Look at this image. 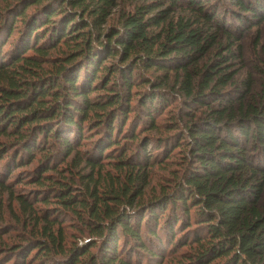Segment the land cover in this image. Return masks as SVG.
I'll list each match as a JSON object with an SVG mask.
<instances>
[{
	"label": "trees",
	"instance_id": "1",
	"mask_svg": "<svg viewBox=\"0 0 264 264\" xmlns=\"http://www.w3.org/2000/svg\"><path fill=\"white\" fill-rule=\"evenodd\" d=\"M119 1L0 0V137L12 140L0 143V163L11 156L0 177V217L17 200L32 219L18 221L36 230L6 264H162L167 252L177 256L186 247L181 264H264V212L255 206L264 191V94L245 112L253 82L226 89L242 58L240 37L264 20V0H229L237 11L223 0H142L122 28H105ZM180 8L195 24L181 20L155 30ZM233 15L238 28L227 27ZM201 27L217 33L209 37ZM222 33L229 44L196 84L189 68ZM52 52L62 56L49 61ZM172 73L174 86L164 89ZM176 104L189 113L207 108L209 117L184 128L174 120L161 126L159 118ZM161 130L172 134H144ZM176 150L188 154L174 189L140 204L149 169ZM37 160L35 185L52 187L35 192L32 202L16 196L8 179ZM105 161L126 170L125 183L100 187L95 175ZM60 164L70 174L79 170L81 190L47 176L62 174ZM244 166L252 169L245 180L237 176ZM51 193L87 243H69L66 220L39 212Z\"/></svg>",
	"mask_w": 264,
	"mask_h": 264
},
{
	"label": "rangeland",
	"instance_id": "2",
	"mask_svg": "<svg viewBox=\"0 0 264 264\" xmlns=\"http://www.w3.org/2000/svg\"><path fill=\"white\" fill-rule=\"evenodd\" d=\"M15 0H9V2L12 4ZM219 2V1H218ZM229 0H223L222 5L228 6L229 9H233L237 11L235 7H232L229 4ZM144 2L142 0H120L118 2L117 7H115L112 11V14L108 20V23L105 28H122L123 22L127 18L128 15L133 14L136 9L143 5ZM33 10L30 9V12ZM249 16V15H248ZM234 18V19H233ZM237 18L233 15V17L229 18L227 21V27H231V23H234L232 26L233 28H238L240 26L237 25ZM183 20L184 23H187L189 20L191 21V24H195L196 18L191 13V11L180 8L176 10L174 13L170 15V17L167 19L165 23H163L158 29H155L159 31L163 27H165V30L169 29V24L171 22H180ZM252 24H256L255 21H251ZM244 24V23H241ZM197 25H195V28ZM242 29L245 28V26L241 25ZM203 30L208 31L207 27H201ZM208 36L215 35L217 33L216 30L208 31ZM218 44H216L213 49L202 59L200 60L196 65L191 66L189 70L193 75H195V82L198 84L201 81V75H199L202 71V69L210 65L213 61L218 60L221 57H218V54L220 55L225 51V47L227 46L228 40L226 36L222 33L219 35ZM18 35L15 36L13 42L17 39ZM240 44L242 47V58L237 57L235 59L237 70V75L233 79L232 85H229L226 89L229 90L233 88L234 85L239 84L246 80H251L253 82L252 84V90L251 93L245 98L243 102V111H247L252 106H259L262 102L263 94H264V20L259 23L258 25H253L251 27H248L246 31L244 32V35L240 37ZM12 41V39H11ZM12 46V45H11ZM10 47H6V51L11 49ZM59 56H62L61 52H52L49 61L55 60L59 58ZM111 62V61H110ZM53 64L46 63L45 65ZM160 73L156 74V76H159ZM183 74H181L182 76ZM199 75V76H198ZM175 82V74L172 73L171 77L167 83V85L164 87V89L170 90L172 86H174ZM178 89V87H177ZM180 106V105H179ZM171 107V109H168L166 113L161 116L158 120L159 124L161 126H168L167 124H170L171 120H174L176 123L177 121H181V127L184 128V125L188 122L192 121H198L201 119H206L209 117V109L202 108L199 109V111H195L192 113H189L187 110L180 109L178 111V104ZM239 109V105L237 104L235 106V112H237ZM238 114V112H237ZM128 130V127L125 131ZM139 131V129H138ZM146 135H149L151 137H160V136H167L172 133H167V130H161L158 131H152L147 132L145 131ZM141 134V138L145 136L143 133ZM12 140L6 139L4 137H0V143H10ZM92 140H89L84 143V147L81 150H86L89 148V145L91 144ZM186 154H188L187 151H181L176 150L174 152V156L171 157L167 162L163 163V159L160 160V163L155 164L149 169V183L147 188L144 190L143 197L138 202L140 204L146 205L149 202H152L154 200L159 199L161 196H163L165 193L168 194L171 192L176 183L177 180L182 176L185 170V165L187 164V159L185 158ZM11 156H8L7 159H5L2 163H0V177H4L5 174H7L6 167L9 163ZM40 159V157H39ZM38 159V160H39ZM38 160L33 163V165L20 168L14 172H12V175H10V178L8 179V183L13 186L14 192L16 196L19 195H25L27 198L32 199V202L34 201V193L38 192L40 193L41 190H47L48 187H52V184L50 182H47V184H44L43 186H36L34 183L35 177L34 174L37 172V163ZM102 169L97 172L95 175V179H98L100 182V187L105 188L110 183H112V180L117 182L125 183L126 179V170L120 171L117 170L113 164H110L109 161H105V163L102 165ZM59 170H62V174H58L55 172L47 173V176H53L55 185L57 184L58 180H63L66 184H75L77 191L81 190L84 187L83 182L79 179L81 176H77L79 174L78 169H73L72 173H68L65 169V165H58ZM250 171H252L251 168L244 166L239 172L238 177L245 180L249 177ZM128 172V171H127ZM89 174V171H84L82 175ZM177 175V176H176ZM75 178V179H74ZM260 178V174L257 173L256 177L250 178L249 182L254 183L257 179ZM22 182V183H21ZM94 186V183L91 185ZM51 195V203L44 204L43 202L39 205H37V208L39 212L43 213L45 211H48L50 213V216H53L54 218H58L59 220H66L64 223V227L66 229L67 235H68V241L69 243L79 244L83 245L87 243L88 235L79 232L77 229L73 228V220H76L71 213H68V211L64 212V210L61 208L60 205H58V202L56 201V198H54V194H48ZM5 201H8V195H5ZM139 204V205H140ZM258 210L264 212V191L261 194L259 202L255 205ZM59 213L57 214V212ZM3 217H0V264H6L7 262L11 261L14 262L15 256L12 253V249L16 247L19 244H25L29 239L32 238V236H35L33 232H36L35 228L32 225H24V223L21 221H18V217L21 218V220H27V224L31 222L26 217H23L20 206L17 200L12 201V209H9L8 202L5 204V208L2 210ZM55 216V217H54ZM147 220V219H145ZM67 224V225H65ZM43 225H40L39 229L42 228ZM35 230V231H34ZM181 237V234L178 233L177 239ZM176 239V240H177ZM190 252V248H182L177 252V256H172L171 252L166 253V257L164 258V261L162 264H181L183 261V256L188 254ZM14 256V257H13ZM19 256V253H16V258ZM141 258H145V255ZM145 264H161L157 263L156 261L149 263L147 260H145Z\"/></svg>",
	"mask_w": 264,
	"mask_h": 264
}]
</instances>
